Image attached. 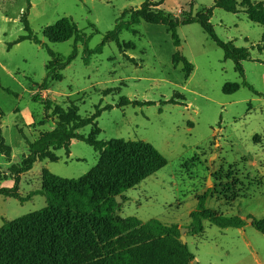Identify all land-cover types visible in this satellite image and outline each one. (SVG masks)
I'll return each instance as SVG.
<instances>
[{"label": "rangeland", "instance_id": "rangeland-1", "mask_svg": "<svg viewBox=\"0 0 264 264\" xmlns=\"http://www.w3.org/2000/svg\"><path fill=\"white\" fill-rule=\"evenodd\" d=\"M178 23L180 45L175 46L165 24L134 26L119 41L107 43L101 53L88 55L78 44L75 60L62 71L61 81H46L49 50L67 57L74 40L51 43L44 30L70 18L96 49L120 18L145 0H31L29 22L41 44L23 41L21 23L26 0H0V187L15 186L13 168L29 154L27 141L54 130V112L75 106L82 118L96 107L104 110L80 133L98 134L102 141L124 139L152 144L167 159V166L123 193L118 203L122 218L143 222L157 219L166 225L187 228L198 198L207 194L206 207L225 216H240L247 225L221 229L204 221L202 233L185 231L187 244L198 264H264V234L249 219L264 218V44L263 28L252 23L244 10L228 13L213 8L214 0H152ZM253 3L264 0H251ZM213 8L211 23L222 41L248 49L244 77L232 60L198 23L187 24ZM188 20V21H187ZM194 66L186 79L175 54ZM45 82V83H44ZM247 82L259 94L243 85ZM44 83V88L42 84ZM238 85L235 92H230ZM228 91V93H226ZM39 97L42 101H35ZM151 105H124V100ZM43 100L51 102L46 111ZM174 100L177 104L169 103ZM56 162L38 161L20 176L19 193L27 197L42 187L44 169L63 178H79L94 168L99 153L74 140L70 154L52 150ZM47 207L43 195L20 201L0 195V228ZM192 264V263H190Z\"/></svg>", "mask_w": 264, "mask_h": 264}, {"label": "trees", "instance_id": "trees-1", "mask_svg": "<svg viewBox=\"0 0 264 264\" xmlns=\"http://www.w3.org/2000/svg\"><path fill=\"white\" fill-rule=\"evenodd\" d=\"M22 14L21 23L25 35L20 36L10 47L23 41L41 44L34 35L29 13L31 0ZM152 0H145L139 9L131 10L128 20L120 18L114 29L108 32L102 43L93 50L87 46L88 39L77 24L70 18H62L44 30V37L51 43L74 40V47L67 57L49 50L50 62L46 66V81H61L62 71L77 57L78 44L84 43L87 54L101 53L109 42L122 44L119 36L124 30L136 34L134 26L144 21L148 24H165L172 34L175 46L180 45L177 33L178 23L162 10H153ZM213 8L228 13L244 10L248 19L263 28L261 42L264 44V4L251 0H214ZM213 8L206 14L191 18L187 24L198 23L204 32L224 52L226 60H232L235 69L244 77L243 62L251 60L248 49L235 46L233 41H222L211 23ZM264 51V46L263 49ZM174 64L182 63L185 78L194 71L193 64L178 53L173 57ZM45 83V82H44ZM44 83L42 88H44ZM255 94L252 85L243 82ZM230 92L238 90L239 86ZM228 93V91H226ZM35 101H42L39 97ZM46 111H50L51 102L43 100ZM169 103L177 104L174 100ZM151 105V102L124 100V105ZM111 107H96V112L82 118L78 108L56 110L57 122L54 130L40 136L37 140L27 141L29 154L21 164L13 168L15 186L0 187V195L20 201L43 195L47 207L12 221H5L0 228V264H190L195 260L187 243L180 239L178 225H166L160 220L143 222L137 217L122 218L118 215L119 205L116 197L167 166V159L152 144L145 141H126L114 139L102 141L98 134L85 136L80 130L97 125V119L104 110ZM72 140L82 141L99 153L98 164L79 178H63L44 169L41 176L42 187L27 197L19 193L20 176L28 173L38 161L56 162L58 158L52 150L65 149L70 154ZM4 141L0 133V143ZM208 195L198 198L196 208L191 212V222L187 227L191 233L199 234L204 230V221L221 228L241 229L247 225L240 216H225L206 207ZM251 225L264 234V218L253 220Z\"/></svg>", "mask_w": 264, "mask_h": 264}, {"label": "water", "instance_id": "water-1", "mask_svg": "<svg viewBox=\"0 0 264 264\" xmlns=\"http://www.w3.org/2000/svg\"><path fill=\"white\" fill-rule=\"evenodd\" d=\"M116 200H117L119 203H121V202H122V198H121V196H117V197H116ZM249 221H250V223H253V219H249ZM187 230H189V229H188V228H185V227H183V228L180 229V232H181V237H180V239H181V241H182L183 243H187V238H186V236L184 235L185 231H187ZM192 264H198V263H197L196 260H194V261L192 262Z\"/></svg>", "mask_w": 264, "mask_h": 264}, {"label": "crops", "instance_id": "crops-1", "mask_svg": "<svg viewBox=\"0 0 264 264\" xmlns=\"http://www.w3.org/2000/svg\"><path fill=\"white\" fill-rule=\"evenodd\" d=\"M73 141H74V140H72L71 145L73 144Z\"/></svg>", "mask_w": 264, "mask_h": 264}]
</instances>
